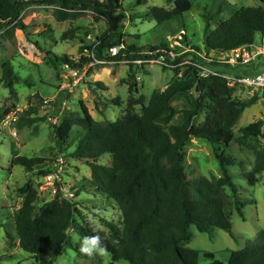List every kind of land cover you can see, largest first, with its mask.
Here are the masks:
<instances>
[{"label": "trees", "instance_id": "obj_1", "mask_svg": "<svg viewBox=\"0 0 264 264\" xmlns=\"http://www.w3.org/2000/svg\"><path fill=\"white\" fill-rule=\"evenodd\" d=\"M121 1L0 0V35L10 40L16 30L24 31L26 27L21 23V14L31 5L50 7L57 22L74 21L88 12L94 19L103 20L107 31L91 46L81 48L88 52V56H80L76 62L62 56L58 60L62 65L71 70H81L94 59L131 63L162 56L168 63L170 52L164 44L137 47L122 42L120 32L126 15ZM168 1L173 4L171 10L154 6L148 9L145 17L163 24L181 17L192 8L191 0ZM260 2L263 5L229 8V18L207 31L204 51L207 54L227 53L253 45L257 35L264 37V0ZM218 3L222 6L216 8V13L220 14L225 2ZM206 28H209L207 24ZM71 33L65 32L62 39L66 40ZM120 45L123 48L116 56H101L105 48ZM162 48L165 53L160 52ZM193 50L194 54L187 52L173 62L178 65L186 56L192 57L188 60L190 64H184L181 70L178 67L174 69L175 75L180 78L164 90L154 92L146 104L144 96L137 99L140 115L127 109L121 119L98 123L90 116L86 106L79 102L80 113L69 114L61 129L54 128L57 146L68 142L72 127L83 131L70 157L88 166L93 191L114 203L120 212V226L105 222L108 238L101 237L106 248L104 252L111 260L109 264L120 261L127 264H198L200 257L211 260L210 264H223L215 260L212 252L186 247L192 237L190 228L205 234L219 229L232 236L231 214L235 212L244 221V202L238 197L237 186L228 171L236 165L241 167V161L225 150L233 141L244 145L250 138L264 144V114L240 129V135L235 138L233 127L258 97L239 100L233 97L234 88L229 87L223 77L211 74L201 77L194 66L198 60L196 53L200 50ZM248 67L251 71L234 76H253L260 72L257 71V63ZM219 73L226 74L222 69ZM1 75L0 83L10 88L15 76L8 63L1 64ZM96 86L103 88L100 83ZM129 91H136L132 77ZM182 95H189V107L178 111L172 102ZM34 113V107L26 109L27 118L22 120L25 125L45 121L46 118H29ZM176 115L180 116V124L172 123ZM200 115H203V120L195 124ZM191 140H204L211 145L220 176L207 179L190 178L185 174L183 149ZM105 155L111 157L109 165L99 163ZM253 155L252 169L241 173L250 186H255L264 173V149H255ZM42 162L39 158L16 157L12 164L32 171ZM18 193L22 200L13 216L17 246L30 256L33 264H54L65 246H71L69 230L79 237L95 234L76 217L78 211L72 199L56 196L41 204L33 213L37 202L36 190L25 184L18 189ZM230 207L233 212H229ZM7 236L10 238L9 234ZM73 249L80 256L87 257L79 249ZM225 253L228 254L226 264H264V231L256 236L252 245Z\"/></svg>", "mask_w": 264, "mask_h": 264}, {"label": "rangeland", "instance_id": "obj_2", "mask_svg": "<svg viewBox=\"0 0 264 264\" xmlns=\"http://www.w3.org/2000/svg\"><path fill=\"white\" fill-rule=\"evenodd\" d=\"M192 8L179 18L163 24L145 17L151 7L167 10L173 8L168 0H122L121 7L126 19L122 23L120 34L124 44L158 47L162 44L174 56L195 53L198 48L200 59L197 62L206 70L220 71L226 74H244L251 68L237 66L226 68L212 59L214 53L204 51V39L208 30H213L220 21L229 18L231 9L263 5L260 0H191ZM219 1H224L223 11L216 13ZM24 31L16 30L12 39L0 35V79L1 64L8 63L13 71L10 88L0 83V264H33L30 256L17 246L13 216L19 208L22 196L18 189L30 184L37 192L38 207L56 196H67L76 204V217L102 238H108L104 223L120 226L121 215L117 206L93 191L88 166L70 157L74 145L83 131L72 127L68 142L57 146L54 128L61 129L69 114H79V102H82L90 116L98 123L121 119L126 110L140 115L141 108L136 104L144 96L145 104L154 92H160L180 76L175 75L174 65L166 64L165 56L153 58L146 62L131 63L95 59L83 67L77 76L58 60L62 56L76 62L80 56H88L81 50L96 42V38L107 31L106 23L94 19L90 13L74 21L57 22L50 7L41 5L28 6L21 14ZM206 24L209 27L206 28ZM72 32L66 40L65 32ZM116 37V35H111ZM261 36L255 37L259 43ZM162 53L165 50L162 48ZM102 57L109 58V48L102 51ZM90 57L94 58L90 54ZM184 60L191 59L186 56ZM183 65H178L182 68ZM263 64L258 63L257 71H262ZM226 69V70H225ZM181 70V69H180ZM131 77L134 78L136 91L130 93ZM102 84L103 88L97 87ZM233 97L248 101L251 99L244 89L235 88ZM117 101V102H116ZM31 106L35 113L29 118H46L30 126L25 111ZM176 110L189 107V95L178 96L172 102ZM264 103L257 100L245 109L237 124L233 127L235 138L240 129L263 117ZM203 120V115L195 119V124ZM173 124H180L176 115ZM264 149V144L254 138L247 139L244 145L233 141L225 150L228 155L241 161V167L228 169L237 186V195L244 202L245 220L234 212L231 214V234L214 229L210 234L199 233L191 227L192 237L186 245L195 251L212 252L215 260L226 264L228 251H238L252 245L256 234L264 230V173L260 175L255 186H250L241 173L252 169L254 150ZM184 171L190 178H210L221 175L218 162L213 156L211 145L204 140H191L183 149ZM16 157L28 159L39 158L42 165L32 171L21 166H13ZM111 157L102 156L99 163L109 165ZM229 195H231L228 192ZM100 210L103 215L98 214ZM233 208H229V212ZM10 235V238L7 236ZM77 235L68 232L69 243L54 264H109L107 253L102 252L91 257L80 256L73 248L79 249L75 239ZM212 261L200 257L198 264H210ZM115 264H127L124 261Z\"/></svg>", "mask_w": 264, "mask_h": 264}, {"label": "built area", "instance_id": "obj_3", "mask_svg": "<svg viewBox=\"0 0 264 264\" xmlns=\"http://www.w3.org/2000/svg\"><path fill=\"white\" fill-rule=\"evenodd\" d=\"M122 48L123 46L121 45L111 47L109 49L111 57L116 56ZM172 55L173 53L170 52L169 62H168L170 66L174 65L175 67H178V65L190 64L187 59V60H183L180 64L175 65L173 64V62L177 56H174L173 58H171ZM196 55L199 57V59L201 58L200 57L201 55L199 54V52H197ZM212 59L220 63L222 66H228V67H235V66L248 67V66H254L256 63L263 64L262 71L256 73L253 76L226 75V74H220L219 71L210 72L206 70L203 66H201L199 62H197L194 66L198 69V74L201 77H205L210 74L221 76L224 79H226L229 87L234 88V89L235 88L244 89L248 93L250 98L258 97V100L264 103V37H261V40L258 44L254 43L253 45L242 46V47H239L227 53L221 52L218 54H214V56H212ZM94 61L96 63H102V62L96 61L95 59L93 60V62ZM136 62H146V61H136ZM78 72H80V70H73L72 71L73 76H77ZM63 197L68 198L67 196H64V195Z\"/></svg>", "mask_w": 264, "mask_h": 264}, {"label": "clouds", "instance_id": "obj_4", "mask_svg": "<svg viewBox=\"0 0 264 264\" xmlns=\"http://www.w3.org/2000/svg\"><path fill=\"white\" fill-rule=\"evenodd\" d=\"M98 214L103 215V212L100 210H97ZM71 230H69L70 232ZM75 239L79 243V251L80 253L86 255V256H93L98 253H102L106 251V248L103 244L102 238L98 234L94 235H88L84 237L76 236Z\"/></svg>", "mask_w": 264, "mask_h": 264}, {"label": "crops", "instance_id": "obj_5", "mask_svg": "<svg viewBox=\"0 0 264 264\" xmlns=\"http://www.w3.org/2000/svg\"><path fill=\"white\" fill-rule=\"evenodd\" d=\"M196 141H198V140H196ZM263 174V173H262ZM244 220H245V216H244ZM243 221V220H242ZM261 231H264V230H261ZM261 231H259L257 234H256V236L261 232ZM256 236H255V238H256ZM254 238V239H255ZM226 251H228V250H226Z\"/></svg>", "mask_w": 264, "mask_h": 264}]
</instances>
